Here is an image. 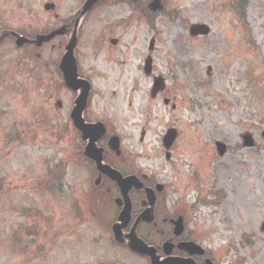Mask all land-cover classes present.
I'll list each match as a JSON object with an SVG mask.
<instances>
[{
  "label": "rangeland",
  "instance_id": "374dc122",
  "mask_svg": "<svg viewBox=\"0 0 264 264\" xmlns=\"http://www.w3.org/2000/svg\"><path fill=\"white\" fill-rule=\"evenodd\" d=\"M64 1V11L73 6ZM165 1L156 15L139 13L125 0L105 1L81 25L76 57L92 84L89 117L120 137L140 175L168 188L171 206L183 210L185 199L201 189L203 196L214 193L220 203L200 208L199 222L211 229L210 246L219 250L221 264H264V0ZM49 4L56 0H29L30 17L53 18ZM193 24L208 25L211 34L191 37ZM39 26L49 30L53 19ZM113 28L118 34L110 35ZM120 33L122 47L115 51L110 39ZM57 52L54 41L26 55L13 46L0 49V264H68L88 251L127 262L107 239L93 244L102 195L84 163H76L81 137L63 135L67 126L49 120L57 114L67 119L75 97L64 91L46 103L41 87L51 77L43 67L53 65ZM149 56L151 77L144 74ZM154 77L166 83L156 99ZM169 129L178 132L170 160L163 147ZM247 134L256 147H244ZM217 141L228 147L223 157ZM58 167L65 169L56 174ZM80 204L94 215L86 217L90 227L72 219ZM75 228L81 241L73 244Z\"/></svg>",
  "mask_w": 264,
  "mask_h": 264
},
{
  "label": "flooded vegetation",
  "instance_id": "af4514ba",
  "mask_svg": "<svg viewBox=\"0 0 264 264\" xmlns=\"http://www.w3.org/2000/svg\"><path fill=\"white\" fill-rule=\"evenodd\" d=\"M105 1H107V3H111L112 0H103L93 8L90 14L94 11V13H96L99 10L100 4L105 3ZM125 1L131 2L132 8L136 9V11L139 13H147L146 10H150V5L153 2V0ZM85 2L86 0H73V6L70 9L64 11L63 8H65L64 6L66 5V2L64 0H56V5L53 10L55 11V14H53V18L51 14L47 15V18L53 19L54 22V27L49 30H42L43 28L41 29L39 26L41 23L46 21V17H38L36 15L32 16V18L30 17L32 11H30L28 6L29 0H18L16 2L15 0H1L0 5V39H3L0 49H2L4 46H13L17 52H23L26 55L28 51L37 48L33 42L36 41L39 36L47 35L60 29L64 30L62 35L51 41L57 42L58 52L55 54V60L51 67L49 64H44L46 67L43 68L46 74L49 73L51 78L50 80L45 79V85L42 86L41 89L43 88L44 94H46L45 100L47 104H49V101L54 99V94L55 96H60L64 91H66L75 95L73 107L68 110L69 112L67 119L64 118L63 114H57L54 117H50L49 120L55 124L63 123V125L67 126L66 128L62 129L64 131L63 135H65V133H73L76 137L79 135L81 139V133L75 126L74 120L72 119V112L75 107V101L78 98V94L66 87L61 70V64L67 51L68 42L76 29L77 15L83 8ZM165 3L166 1L164 0L162 3L163 10L166 9V7L164 8ZM38 12L39 11L33 12V14H37ZM90 14H88L81 21L80 27L83 25L86 18H91L92 14ZM114 29L115 28L111 29L110 35L118 34V31L115 32ZM78 31L79 33L77 40L79 41L80 30ZM124 35L125 33H120L119 39H110V43L115 51H119V49L122 47V37ZM19 36L26 38L30 41V43H25L23 46H18L17 41ZM76 60L78 61L77 57ZM80 75L82 78H86L82 71H80ZM47 80H49V82L54 80V85L48 86L49 83ZM55 105L59 112L66 108L63 102L58 99ZM89 109L90 100L86 110L83 113V119L85 123H98L93 122L90 119ZM112 135L114 134L108 132V136L103 138L98 144V148L102 150L104 165L109 166L113 170L119 172L125 178L130 176H136L139 178L142 176L141 178H143L144 181H142L144 186L143 189L138 190L133 188L129 193L130 220L127 224L119 223V216L124 210H126L128 204L126 200L122 198L118 184L111 180L108 176L101 174L95 163L90 160L89 156L86 155L87 142L82 140L80 150L77 149L74 156L76 158L78 156L81 157L82 161L79 162V160H77L76 163H84V166L89 171V173L91 172L93 178L95 177V190L100 192L102 195V197H99L102 206V214L99 220L100 233L97 238H94L93 244L98 247L103 241L108 240L113 248L116 250H122L123 255L127 256L129 261H123L120 256H118V258H113L111 261L100 255L94 254L93 251H88L86 257L75 256L71 259V261L68 262V264H153L150 254H141L132 251V236L135 235L142 242H144L148 248L151 249L150 253L152 252L155 254L154 256L159 259L160 264H221L220 260L222 259L219 258V250L210 246L209 233L211 229L208 231L203 226H201L199 222L200 208L217 207V204L220 203L217 198L214 199V193L208 192V195L205 193L203 196L204 191L202 192L201 189L199 193L195 192V197L197 198L193 199L191 196H189L185 199L183 210L176 209L174 206H171L172 203H170L168 198L165 196V194L168 192L167 187H164L161 189V191H158L156 187L159 183H156L152 177L140 175L141 172L137 171L134 159L127 155V153H124L122 148L119 155L110 149L109 140L110 136ZM58 187L55 186L56 191L58 194H61L60 188ZM145 189L155 191V199L153 198L154 202L149 200ZM190 189L192 190V188ZM191 193H194V191ZM220 194L221 193H219V195ZM120 198L122 200H120ZM222 199L223 196L221 197V200ZM72 212V219L76 220V222L80 221L82 226L88 225L90 227L93 224L90 223L89 220H86V217L92 220L94 215L90 214L89 211L86 210L84 204H80L79 207L76 205ZM178 220H182L183 224V230L179 235L176 234V222ZM118 223L122 228L121 233L125 239L124 242H120L116 238L114 226ZM102 231L105 232V235L102 233ZM70 233V242L73 241L74 244L75 241L76 244L77 242L79 243L81 241L78 238L79 235L76 228L73 230L71 229ZM64 236L65 234L63 235L62 233H59L57 242L59 243L61 240L62 244V239ZM94 257L98 258V260L94 261ZM61 264H63V262H61Z\"/></svg>",
  "mask_w": 264,
  "mask_h": 264
},
{
  "label": "water",
  "instance_id": "95a60500",
  "mask_svg": "<svg viewBox=\"0 0 264 264\" xmlns=\"http://www.w3.org/2000/svg\"><path fill=\"white\" fill-rule=\"evenodd\" d=\"M101 0H88L80 14V17L78 19V22L83 18L89 11L92 10V8L99 3ZM161 3L162 0H155L150 8L157 12L161 10ZM47 9H53V5L48 6ZM211 32V29L206 25H192L190 27V35L191 37H199V36H208ZM57 34H62L60 31L54 32L49 36H40L36 42L37 46H42L43 43L50 41L53 39ZM20 41H18V45H23V42L25 41L24 38H19ZM77 45V32L75 30V33L67 47V53L65 57L63 58L61 69L64 74V79L66 86L70 88L71 90L75 92H79L80 95L78 99L76 100V106L72 113V119L74 120L75 126L78 128V130L83 134V139L86 141H89V145L86 150V155L89 156V158L93 159L98 167V170L107 176H109L112 180L116 181L123 197L125 198L128 208L124 210L120 216V221L124 224H127L130 220V200H129V192L133 187H136L138 189L142 188V184L136 177H129L124 178L120 173L112 170L110 167L104 166L103 164V155L102 150H99L97 148V143L101 140L102 137L106 135V128L104 124L98 123V124H86L83 119V113L86 110L88 97L90 95L91 91V84L86 81L82 80L79 77L78 73V67H77V61L74 57V51ZM155 47V40H152L150 44V50L152 51ZM153 60L152 58H148L145 65V74L146 76H151L153 73ZM166 88L165 80L162 77H156L154 78L153 83V89L151 92L152 98H156L157 95L161 92H163ZM165 104L169 105V100H165ZM145 134L143 133V137ZM264 137V133H263ZM177 139V131L174 129H171L167 132L166 136L164 137V147L167 151H169L175 140ZM246 146L247 147H253L254 141L250 135H247L245 137ZM110 147L113 151H116L118 154H120V139L118 137H113L110 140ZM217 148L220 156H223L226 153V146L222 143H217ZM167 158L170 159V154H167ZM162 189L161 186H158V191ZM148 198L153 202L155 192L152 190H147ZM121 226H116L114 228L116 233V238L120 242H124L125 239L122 236L121 233ZM263 231H264V225H263ZM182 232V221L180 220L177 223L176 233L180 234ZM131 248L133 251L141 253V254H150L151 258H153V264H160L159 260L157 258H154V253H150V249L141 241L139 240L136 235L132 236V245Z\"/></svg>",
  "mask_w": 264,
  "mask_h": 264
}]
</instances>
